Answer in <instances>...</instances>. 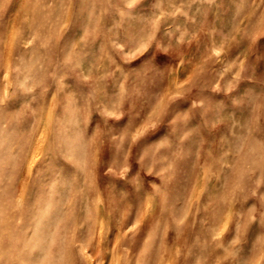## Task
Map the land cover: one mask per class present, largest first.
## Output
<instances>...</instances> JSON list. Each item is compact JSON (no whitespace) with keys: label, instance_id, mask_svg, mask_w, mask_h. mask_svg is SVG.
Segmentation results:
<instances>
[{"label":"rangeland","instance_id":"rangeland-1","mask_svg":"<svg viewBox=\"0 0 264 264\" xmlns=\"http://www.w3.org/2000/svg\"><path fill=\"white\" fill-rule=\"evenodd\" d=\"M0 264H264V0H0Z\"/></svg>","mask_w":264,"mask_h":264}]
</instances>
